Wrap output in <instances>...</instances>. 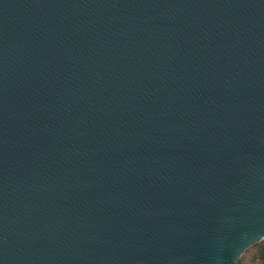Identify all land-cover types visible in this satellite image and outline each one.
Wrapping results in <instances>:
<instances>
[{
	"label": "water",
	"instance_id": "water-1",
	"mask_svg": "<svg viewBox=\"0 0 264 264\" xmlns=\"http://www.w3.org/2000/svg\"><path fill=\"white\" fill-rule=\"evenodd\" d=\"M259 236L264 0H0V264H235Z\"/></svg>",
	"mask_w": 264,
	"mask_h": 264
},
{
	"label": "trees",
	"instance_id": "trees-1",
	"mask_svg": "<svg viewBox=\"0 0 264 264\" xmlns=\"http://www.w3.org/2000/svg\"><path fill=\"white\" fill-rule=\"evenodd\" d=\"M244 264H264V241L250 247L246 251Z\"/></svg>",
	"mask_w": 264,
	"mask_h": 264
},
{
	"label": "clouds",
	"instance_id": "clouds-1",
	"mask_svg": "<svg viewBox=\"0 0 264 264\" xmlns=\"http://www.w3.org/2000/svg\"><path fill=\"white\" fill-rule=\"evenodd\" d=\"M262 239H264V236H259L253 240H251L249 243H246L241 251L239 252L235 264H244V256L248 248H250L253 244L259 243Z\"/></svg>",
	"mask_w": 264,
	"mask_h": 264
}]
</instances>
